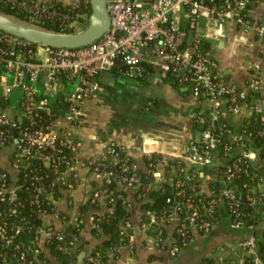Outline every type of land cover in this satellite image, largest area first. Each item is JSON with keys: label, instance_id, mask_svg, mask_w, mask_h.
Here are the masks:
<instances>
[{"label": "built area", "instance_id": "built-area-1", "mask_svg": "<svg viewBox=\"0 0 264 264\" xmlns=\"http://www.w3.org/2000/svg\"><path fill=\"white\" fill-rule=\"evenodd\" d=\"M17 2L25 8L29 20L40 25L45 21L60 20V25L69 29L63 31H78L89 23L90 13L83 9L89 0L71 4L68 8L57 1ZM250 2L107 0L111 19L109 28L100 38L78 47L35 44L0 29V66L7 72L0 77V152L6 151L13 169L0 165L12 176L9 181L5 171L0 173V243L3 248L13 247L18 251L15 261L2 253L0 264L47 262L38 254L44 252L47 255L49 240L54 235L65 240L67 247V239L60 227L46 221L48 214H56L61 222L71 225V236L76 240L73 228L86 221L87 214L83 216L79 207L69 213L60 208L59 203L64 191H71L81 180V169H90L101 177V184L110 182L116 175L107 163H93L91 159L95 156L110 153L111 162L122 161V170L128 173L119 177V182L128 191V198L139 205L135 197H129V190L134 196V189L140 184L136 170L140 164L130 163L127 156L119 154L115 147L121 144L109 141L99 154L85 159L80 157L78 131L87 121L86 100L100 95L104 89V72L120 62L125 63L123 72L128 76H144L154 68L162 78L176 77L179 85L186 87L193 96L210 103L208 112L196 116L202 129L185 148L183 157L189 163L181 158L185 163L182 167L184 175L176 180L178 196L187 194L186 180L196 178L201 181L200 187L195 190L191 186V192L204 193L209 199L204 204L201 198L177 199L170 210L161 215L147 210L149 220L142 217L140 224L147 239L154 247L176 255L195 240L196 233L210 234L217 226L225 224L238 235L215 248L210 257L212 264H246L248 257L257 264H264L259 255L261 239H264V213L257 221L246 218L248 204L256 211V206L264 202V175L256 178L257 173L251 169L255 162L264 167V159L259 148L251 143L253 131L241 126L254 112L261 114L264 125V72L254 71L247 84L240 87L220 73L218 58L204 43L214 20L235 21L246 32L252 29L263 31L264 26L249 10ZM76 6H80V10H76ZM184 10L188 16L187 29L180 25L179 16ZM200 19L204 22L201 23ZM190 29L194 30L192 43L188 40ZM65 81H70L71 89L64 90ZM13 91H16L17 105H5L2 100ZM222 97L228 100L234 115L240 114L244 107L250 110L240 125L234 126L222 118L219 103ZM257 134L264 136V127L257 130ZM220 145L223 146L224 162L219 158ZM32 158L51 168L54 176L50 184H45L41 182L45 174L33 175L32 194L24 201L18 192L21 185L17 182V173ZM194 163L205 164V169L197 166V169H190ZM222 163L225 167L219 169ZM242 173L252 175L253 180L245 182L246 189L239 191L231 180ZM157 174L156 169L154 181L166 179L164 173L156 177ZM215 177L224 183L220 191L211 184ZM94 183L86 180L88 196L84 203L97 200L103 206L108 194L96 188ZM56 188L60 195L53 198L52 191ZM45 196L54 204L52 211L42 205ZM26 202L38 207L37 215L42 220L35 227V235L29 244L15 240V235L30 221L20 210ZM184 209L187 211L185 216L182 215ZM218 210L220 216L215 213ZM141 213H144L142 209ZM91 215L93 220V213ZM132 226L131 216L121 223L125 232L132 230ZM9 228L14 232L11 233ZM163 229L167 231V237L162 235ZM29 253L33 256L29 257Z\"/></svg>", "mask_w": 264, "mask_h": 264}, {"label": "crops", "instance_id": "crops-1", "mask_svg": "<svg viewBox=\"0 0 264 264\" xmlns=\"http://www.w3.org/2000/svg\"><path fill=\"white\" fill-rule=\"evenodd\" d=\"M57 1L65 5L83 3L84 0H36ZM249 10L261 26H264V0H251ZM180 25L189 26L186 10L180 13ZM200 22L204 21L200 19ZM189 33V31H188ZM219 61V71L240 87H244L254 71L264 72V30H242L232 20H214L204 40ZM124 62L113 69L112 75L102 77L104 85L99 96L86 100V123L79 129L80 157L90 158L99 154L105 144L114 141L125 147L126 152L135 157L145 167L144 155L160 152L164 158H184V150L192 137H197L202 129L196 122V116L206 113L210 103L193 96L190 91L171 78L165 79L157 70L150 69L144 76H128L123 72ZM70 81H65L64 90L71 89ZM220 111L223 119L238 126L250 114L244 107L240 114H233L225 97L220 98ZM151 151V152H150ZM0 165L13 171L9 157L0 152ZM158 175L164 173V162L157 168ZM81 180L71 190L64 191L60 208L73 212L87 199L86 180L102 183L101 177L90 169L80 170ZM129 197L134 199L129 190ZM105 210V206L98 208ZM90 207L84 227L76 240L72 239V226L61 222L56 214H48L46 221L60 227L67 239V249L75 252L72 264H76L78 255L84 252V258L91 254L94 247L102 241L92 233V213ZM142 213L139 206L131 213L133 222L130 244L119 247L120 255L111 256L110 264H198L209 260L215 248L223 241L235 239L238 233L227 225L217 226L210 234L196 233L195 240L178 254L171 255L165 249L156 248L141 228ZM73 240V241H71ZM84 243L82 251L77 245ZM47 262L59 264L57 257L47 248Z\"/></svg>", "mask_w": 264, "mask_h": 264}, {"label": "trees", "instance_id": "trees-1", "mask_svg": "<svg viewBox=\"0 0 264 264\" xmlns=\"http://www.w3.org/2000/svg\"><path fill=\"white\" fill-rule=\"evenodd\" d=\"M19 0H0V10L13 15L19 19L29 20L30 17L27 15L25 8L20 6L17 2ZM29 3L36 0H27ZM219 1V0H217ZM62 5L61 2H58ZM63 7V6H62ZM68 8L69 5L65 6ZM88 13L91 12V4L88 2L87 6L83 8ZM76 10H80V6H76ZM42 23V22H41ZM61 21L56 20L54 22L45 21L42 23V26L55 29V30H69L68 28H64L60 25ZM3 73H7L2 66H0V77ZM176 84H179L176 77L170 76ZM16 91H13L10 96L5 97L2 101L5 105H12L17 100L15 98ZM242 128H247V131H253V135L251 136V143L255 144L256 147L260 150V155L264 159V136H260L257 134V130L264 127L261 120V114L254 112L250 117H248L243 123ZM119 154L122 156H127L129 159L128 161L131 162H138V160L131 156L127 155L126 149L122 145H117L115 147ZM112 154L105 153L100 154L99 156H95L91 159L93 163H98L100 161L105 162L108 164V167L113 169L116 172V175L112 178L110 182L106 181L103 184L97 186L94 183L95 187L101 190H104L108 195L104 198V205L106 207L105 211H97L93 212V220L94 225L92 227L93 235L97 237H102V241L98 243L94 249L92 250L91 254L84 258V264H102L105 262H109L111 256L118 257L120 255L119 247L124 244H130L131 242V234L132 230L129 232H125L122 227L121 223L123 220L129 218L133 210L140 206L143 210L142 217L145 220H149V216L146 214L147 210H153L157 215H161V213L169 211L170 208L174 205V201L177 199L184 200L187 197H192L194 199L201 198V202L204 204L209 197L202 193V194H194L192 193L191 186L198 190L200 187V179H191L186 180L187 185L185 186L187 194L184 196H178L177 190L178 186L176 185V180L178 178H182L184 175V171L182 167L185 163L180 158H164V156L160 152H154L152 154H146L143 157L145 167L139 165L136 169L137 173L140 177V184L134 189V197L135 200L139 203L131 201L128 198V191L124 188L119 182V177L123 174H127V171L122 170V161L111 162L110 158ZM219 158L222 159L224 162L223 156V146H219ZM163 161L164 162V175L166 177L165 180L162 181H154V171L158 168V164ZM225 167L224 163L219 165V169H223ZM263 166L261 163L255 162L252 165V171L256 172V178H259L263 173ZM190 169H197L196 166L191 165ZM8 175V180L12 179V176L8 170L4 167L0 166V173L4 172ZM35 174H45L46 177L42 180V183L50 184L53 180L54 173L48 167L44 166L40 160L37 158H32L27 162V166L20 169L17 173V182L21 185V188L18 190L20 197L27 201L30 199L32 194L31 183L32 177ZM253 180L252 175H248L246 173H242L239 176H236L234 179L231 180V184L235 185L239 191H243L246 189L244 186L245 182L251 183ZM221 181L215 177L212 179L211 184L215 186L217 191L221 190ZM244 194V193H243ZM60 195L58 188L53 189L52 196L53 198H57ZM171 197V200L168 198ZM51 199H47L45 196V200L42 202V205L47 208V210L52 211L54 208V204L51 202ZM91 206L99 208L101 206L100 201H88L81 205L80 211L83 216L86 217ZM249 214L247 215L248 221H257L263 215L264 211V202L261 205L256 206V211H254V206L248 204ZM21 213L26 215L27 219H30L27 222V226L25 229L20 231L15 235L16 241H21L25 244H29L31 239L35 235V227L39 226L42 223V220L37 215L38 207L35 205L29 204L26 202L23 206H20ZM218 216L221 215V211L218 210L215 212ZM187 214L186 209L183 210L182 215L185 216ZM12 220V218H10ZM85 221L81 222L78 227L73 228V235L75 239H77L80 235L81 229L84 227ZM9 231L12 233L14 232L13 229L9 228ZM162 235L167 237L168 233L165 229L162 230ZM155 232V231H154ZM156 233V232H155ZM163 243H161L162 245ZM261 249H260V257L264 259V239H261ZM49 249L50 252L53 253L58 261L59 264H72L74 260L75 252L72 249H67L65 247V240L61 239L57 236H52L49 240ZM84 243H80L77 245V251H82ZM5 252V255L8 259L15 261L17 259L18 251L13 247H5L3 248L0 243V259L1 254ZM32 253H29V257H32ZM39 258L43 260H47V255H44V252L38 254ZM207 264H212L209 260ZM206 261H202L198 264H206ZM246 264H257V261L252 260L251 257H248L246 260Z\"/></svg>", "mask_w": 264, "mask_h": 264}, {"label": "water", "instance_id": "water-1", "mask_svg": "<svg viewBox=\"0 0 264 264\" xmlns=\"http://www.w3.org/2000/svg\"><path fill=\"white\" fill-rule=\"evenodd\" d=\"M91 12L89 23L78 31L55 30L30 20L19 19L0 10V29L16 36L26 38L35 44L50 46L78 47L91 43L100 38L110 26V14L107 8V0H89ZM194 30H189L188 40L192 43ZM111 70L104 72L103 77L111 76ZM199 169H205V164L194 163ZM224 186V183H221ZM208 261H206V264ZM76 264H84V252L78 255Z\"/></svg>", "mask_w": 264, "mask_h": 264}, {"label": "rangeland", "instance_id": "rangeland-1", "mask_svg": "<svg viewBox=\"0 0 264 264\" xmlns=\"http://www.w3.org/2000/svg\"><path fill=\"white\" fill-rule=\"evenodd\" d=\"M76 30V29H73ZM17 105V101L14 102V104H12L11 106H16Z\"/></svg>", "mask_w": 264, "mask_h": 264}]
</instances>
